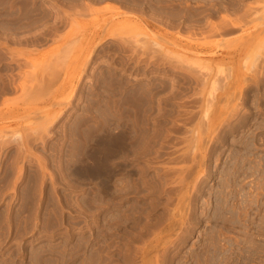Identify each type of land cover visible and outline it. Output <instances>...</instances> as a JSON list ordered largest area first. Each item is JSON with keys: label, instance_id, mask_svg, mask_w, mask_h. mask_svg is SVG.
Here are the masks:
<instances>
[{"label": "rangeland", "instance_id": "obj_1", "mask_svg": "<svg viewBox=\"0 0 264 264\" xmlns=\"http://www.w3.org/2000/svg\"><path fill=\"white\" fill-rule=\"evenodd\" d=\"M0 264H264V0H0Z\"/></svg>", "mask_w": 264, "mask_h": 264}, {"label": "bare ground", "instance_id": "obj_2", "mask_svg": "<svg viewBox=\"0 0 264 264\" xmlns=\"http://www.w3.org/2000/svg\"><path fill=\"white\" fill-rule=\"evenodd\" d=\"M120 137H121V136H120ZM120 137H119L118 139H120ZM121 138H122V137H121ZM118 139H116V141H118ZM121 140H124V139H121ZM121 140H120V141H121ZM111 141H113V140H111ZM97 142H102V141H101V139L99 138V139L97 140ZM113 143H114V142H113ZM97 144H98V143H97ZM102 144H103V143H102ZM111 144H112V143H111ZM99 145H100V144H99ZM99 145H98V146H99ZM122 145H123V144H122ZM113 146H114V145H113ZM113 146H112V147H113ZM110 147H111V146H110ZM112 147H111V148H112ZM102 155H103V154H102Z\"/></svg>", "mask_w": 264, "mask_h": 264}]
</instances>
